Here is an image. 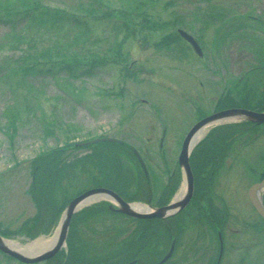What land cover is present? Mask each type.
Here are the masks:
<instances>
[{
    "label": "rangeland",
    "instance_id": "rangeland-1",
    "mask_svg": "<svg viewBox=\"0 0 264 264\" xmlns=\"http://www.w3.org/2000/svg\"><path fill=\"white\" fill-rule=\"evenodd\" d=\"M38 1L45 8L77 16L87 30L73 22L36 25L27 17H15L13 8H19V0H0L8 5L0 11V227L16 234L5 239L20 244L33 241L18 231L37 212L29 194L30 160L37 154L101 136L120 139L137 150L146 166L147 181L136 160L120 148L123 164L136 178L132 191L144 186L151 203L143 204L150 209L172 196L175 200L185 185L177 165L181 143L217 102L251 110L247 102L264 104V0ZM121 9L129 13L127 20ZM177 29L197 40L204 61ZM60 55L97 63L89 75L77 71L71 76L61 68L51 71L48 60ZM31 63L37 73L25 75L23 65ZM245 120L212 124L207 133ZM258 128L239 138L211 192L216 204L229 212L222 230L221 264H264V224L248 199L251 184L264 174V129ZM254 135L252 141H245ZM67 150L68 159L85 153ZM172 174L178 184L175 194L168 196L171 187H163ZM91 185V179L82 175L67 193L58 192V203ZM192 215L177 239L171 262L214 264L219 253L217 233ZM103 220L104 226L98 223L94 232H86L89 241L107 239L101 230L125 222L108 214ZM113 247L114 243L104 249ZM160 251L158 242L153 243L140 254L138 264H155ZM132 261L126 256L120 264ZM0 264L21 263L0 253Z\"/></svg>",
    "mask_w": 264,
    "mask_h": 264
},
{
    "label": "trees",
    "instance_id": "trees-1",
    "mask_svg": "<svg viewBox=\"0 0 264 264\" xmlns=\"http://www.w3.org/2000/svg\"><path fill=\"white\" fill-rule=\"evenodd\" d=\"M19 4V8H13L15 10L13 14L16 18L27 17L30 22L36 25L50 27L68 25L73 22L75 25L82 26L87 30L84 22L78 20L77 16L68 14L63 9L45 8L38 0H19ZM134 7L142 8L144 6L136 5ZM7 9V4L0 3V11H6ZM139 10L143 11V9ZM120 12L123 13L122 17L127 20L129 13L122 9ZM144 19L146 20V18ZM123 25L128 28V24L124 23ZM162 43L167 44L166 38ZM32 60L35 59L32 58ZM51 61L48 60L51 71H53L52 68H57V71L61 68V70H67L71 76L77 71L79 75L81 73L89 75L97 63L92 59L84 61L86 68H84V72H80L79 67L84 64L80 63L82 62L81 57L71 56L66 58L60 55L57 60ZM23 66L22 71L25 75L33 72L37 73L36 70L38 69L35 63ZM257 106L259 111H264V104L259 102ZM221 107L222 104L219 108ZM249 127L258 128L261 126L250 122L219 126L213 129L195 147L190 156V165L194 177V194L190 205L179 214L168 219L138 220L109 211L106 203L93 205L75 214L71 220L66 241L68 249L65 255L66 263L120 264L126 256H129L131 260H138L140 254L155 242H158V247L162 252L161 258L168 249L170 241L173 238H176L177 241L179 235L184 232V228L188 225V216H193L192 214H194V218L199 224L205 222L213 230L221 231L229 217V212L225 207L216 206L212 198H207V196H210L213 189L216 175L214 170L219 167L221 160L233 150L235 143L239 141V137L250 130ZM63 146L41 152L30 160L31 183L29 194L37 208V212L31 219L25 221L18 231V233L25 234L30 239L40 234H48L51 231L57 223L65 204L83 190L63 203L57 201L58 192L62 191L63 195L65 192L67 193L80 181L82 175L91 179L92 187L111 189L128 202L144 201L147 194V191L141 185L134 192L130 189L136 178L131 167L121 162L122 156L125 154H122L118 145L104 142L86 146L75 145V143ZM69 148H72V150L84 149L85 153L79 156L74 155L68 159L70 152L67 149ZM126 151L132 159L130 150ZM263 177L264 174H261L258 181ZM202 201L205 204L200 206ZM262 201L264 205V193ZM106 214L121 218L125 222L105 229L112 231V233L101 230L102 234H114V236H110L103 241H89L84 235L86 232H94L93 227L95 224L99 223L98 225L104 226L103 216ZM131 223L135 224L133 229L127 225ZM0 233L5 237L13 234L9 230H0ZM112 243H114L113 248L104 249ZM59 256L58 260H61L62 254H59ZM57 262V264L60 263V261ZM138 263L137 261L136 264ZM164 264H172L171 259Z\"/></svg>",
    "mask_w": 264,
    "mask_h": 264
},
{
    "label": "water",
    "instance_id": "water-1",
    "mask_svg": "<svg viewBox=\"0 0 264 264\" xmlns=\"http://www.w3.org/2000/svg\"><path fill=\"white\" fill-rule=\"evenodd\" d=\"M178 35L185 40L194 50V52L198 55L201 56L202 52L200 47L198 46L197 42L186 32L182 30H177ZM243 116L253 122L263 124L264 123V112H253L249 110H244V109H229V110H223L216 112L210 116H207L200 120L198 123H196L186 134L180 154L178 157V165L182 168L183 174H184V179L186 182V194L183 197V199L179 201H174L171 202L170 204L156 208L155 210L148 211V212H135L131 209L130 205L131 203L125 202L121 197H119L115 192L106 189V188H92L89 189L80 195L74 197L66 206L59 224H58V233H57V239L55 244L46 250L45 252L35 255V256H26L23 255L22 253H19L17 251H13L5 246L3 243V238L0 236V251L6 254L7 256L16 259L22 263L25 264H35L39 262H43L46 260H49L53 258L57 253L61 251V249L65 246L66 243V238L68 235V230H69V225L70 221L72 219V216L77 212V207L79 204L87 199L88 197H91L93 195H98V196H103L106 200H109L113 203H115L116 207L109 206V209L114 210L118 213H121L123 215H126L127 217L130 218H135V219H165L168 217H171L175 215L176 213L180 212L182 209L185 208V206L189 203L192 194H193V176L192 172L190 169L189 165V153L193 149L191 148V144L193 141V138L195 134L204 126L209 125L211 123L227 119L231 116ZM99 142H114V140L109 139V138H96L87 142L79 143L77 145H91V144H96ZM139 162L141 163V160L139 159V156L135 154ZM260 190H264V178L255 184H253L249 191H248V198L258 213V215L264 220V207L261 202H259L256 198V193ZM219 236V241H220V254L222 250V245H221V238ZM174 240L171 242L169 250L167 253L162 257V259L157 262L156 264H163L166 262L170 256L173 253L174 249ZM220 257V255H219ZM136 261H132L127 264H135Z\"/></svg>",
    "mask_w": 264,
    "mask_h": 264
},
{
    "label": "bare ground",
    "instance_id": "bare-ground-1",
    "mask_svg": "<svg viewBox=\"0 0 264 264\" xmlns=\"http://www.w3.org/2000/svg\"><path fill=\"white\" fill-rule=\"evenodd\" d=\"M240 118H242L240 115L237 116H231L227 119H223L219 122L216 123H222L225 121H235V120H239ZM215 124V123H214ZM210 125H206L204 127H202L194 136L192 144H191V148L197 143L199 142L207 133ZM263 190H260L256 193V198L259 202H261V193ZM185 194V185L181 188L180 192L177 194L175 201H179L180 199H182V197ZM104 197L103 196H98V195H93L91 197H88L87 199H85L84 201H82L79 206L77 207V209L83 208L85 206H88L94 202H98L100 200H103ZM131 209L135 212H148L150 209L143 205V204H139V203H134L130 205ZM57 233H58V229L56 228V230L54 231L53 234L47 235L45 237L43 236H39L36 239H34L33 241L28 242L27 244H20L18 242H14L11 241L9 239H5L3 240V243L5 244V246L13 251H17L19 253H22L23 255L26 256H35V255H39L43 252H45L46 250H48L49 248H51L57 239Z\"/></svg>",
    "mask_w": 264,
    "mask_h": 264
},
{
    "label": "flooded vegetation",
    "instance_id": "flooded-vegetation-1",
    "mask_svg": "<svg viewBox=\"0 0 264 264\" xmlns=\"http://www.w3.org/2000/svg\"><path fill=\"white\" fill-rule=\"evenodd\" d=\"M250 101V100H249ZM247 105H249L250 107H253L254 109H255V107L254 106H252L251 104H250V102H247L246 103ZM226 108H231V107H227L226 105H225V109ZM239 108H241V107H239ZM215 109V108H214ZM243 109V108H242ZM254 127V126H253ZM253 127H249L250 129H255V128H253ZM260 128V127H259ZM259 128H258V130H259ZM248 132H249V130H248ZM247 132V133H248ZM258 132V131H257ZM231 154V152L223 159V160H221L222 162L220 163V165H219V167H216V169L214 170L215 171V173H216V175H215V179H214V183H213V185L215 184V180H216V177H217V175H218V173H219V170H220V168L224 165V162H225V160L229 157V155ZM212 167V166H211ZM214 167V166H213ZM211 170V169H210ZM213 190V189H212ZM212 192V191H211ZM208 197H211L212 198V201H213V203L216 205V206H218L217 204H216V202H215V200H214V198H213V195L212 194H210V196H207V198ZM205 198V197H204ZM199 204V203H198ZM205 204V202L204 201H202L201 202V204H200V206H202V205H204Z\"/></svg>",
    "mask_w": 264,
    "mask_h": 264
}]
</instances>
